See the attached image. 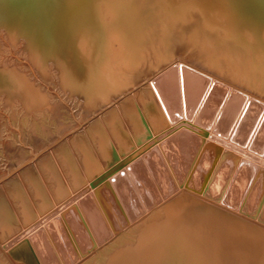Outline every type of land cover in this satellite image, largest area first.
I'll return each mask as SVG.
<instances>
[{
  "label": "bare ground",
  "instance_id": "obj_1",
  "mask_svg": "<svg viewBox=\"0 0 264 264\" xmlns=\"http://www.w3.org/2000/svg\"><path fill=\"white\" fill-rule=\"evenodd\" d=\"M18 1L20 2L18 7L10 8L17 5ZM166 1L160 3L152 0H112L109 7L102 8L103 5L99 0H3L9 6V10L6 12L9 22L18 24L28 38L38 41L42 45L45 55H57L65 84L71 86L74 91H82L88 95L89 102L87 101L88 103L86 102L87 104L82 109L87 111L85 114L81 112V117L85 115V120L91 121L103 110H108L103 117L93 120L89 131L86 128L83 129V133L79 132L77 135L75 132L78 129L74 128H76L75 125L81 123V120L80 117L74 115L73 106L69 107V112H67L71 120L65 123L62 117L63 111L57 107L58 105L54 106L49 101V95L42 92L43 89L35 87L32 81L25 79L24 74L22 76L17 72L9 71L0 83L2 90L8 92L9 95L20 90L27 97H24L27 102L30 101V105L35 106V109L53 105L57 115H60L58 116L59 131L54 129L55 133L52 130L53 133L48 134L49 138H52L48 147L44 144V139L40 138L39 133L40 137H37L35 133L33 142L38 150L30 151V159L26 154L28 148L22 146L28 150H17L16 154L21 160L25 155H28V157L26 156L28 160L21 161V167L17 171L22 169L21 175L26 178L24 180L28 179L35 185L39 179H33L39 174L35 170L34 164L31 167V163L45 153L38 161V164L41 165H37L41 166L40 168L44 172L48 167L53 169L56 165H53L51 153L48 154L47 150L46 152L43 150L45 147L50 148L51 142H56L57 149H52V154L55 153L52 157H56L57 154L63 164L69 165H65L66 172L71 171L72 174V168H74L77 177H79L80 174H77L81 169V174L87 173V177L89 174H91L90 177L94 174L93 180L91 179L92 181L90 180L84 189L91 190V187H94V203L98 209L103 210L101 214H108L109 217V214L112 213L116 221H132L133 217L139 216L143 212V208L146 209L150 202L158 201L160 194L164 192L166 181L164 178L161 181L159 177L171 176V172L174 180L168 177V182L179 184V180L188 170L191 159L196 154L198 157L205 146L207 149L204 151L205 153L202 151L204 154L201 155L198 167L194 169V175L191 176H193L192 184L200 181L199 190L203 186L205 187L206 194H204L211 195L209 199L201 198L198 196L200 193L196 195L194 192L191 193L187 191L188 189L186 191L184 189V196H189L194 202H184L182 195L177 196L173 202L179 206L178 211L172 204L173 202L167 200V203H171L173 207L171 204H167L170 207L166 206V211H163L166 212L164 219L153 223H144L145 226L141 227L136 243H129L114 249L108 264H264V100L221 80V77H224L238 85L248 86L250 83L252 90L264 95V74L262 75L264 73V47L252 45L244 38L246 34H249L246 28L248 30L256 28L259 37L262 36L264 0H227L228 3H226V7L224 6L225 10L219 13L206 12L205 6L198 4L197 6L202 10L199 18H202V22L195 20L194 23H190V21L188 23L189 18L186 17L189 15L187 6L190 3L176 4L173 1L177 2L178 0ZM0 4L2 6L1 1ZM28 7L31 9L28 10ZM162 8H166V16L161 22L159 21V24L154 22L149 25L147 19L157 17L156 12ZM103 14H106L107 18L109 16L110 19L105 20ZM194 14L196 15V13ZM181 24L187 27L193 24L192 30L194 28L196 32L200 31L205 34V39L203 37L201 43L205 40L202 45L208 48L204 47L208 54L200 55V48L196 49L197 52L193 49L190 53L194 51V56L200 55L195 58L200 67L203 66L221 77L207 75L198 70L199 68L189 65V62L188 64L178 60L179 56L172 62H169L170 59L162 60L166 55L164 50H168L166 47L172 34H176L175 28L178 26L180 28ZM150 34L153 36L151 37ZM247 52L252 55H246ZM147 57L149 58V68L147 64H144ZM42 58L43 60L47 59L46 56ZM107 60L110 61L109 64H107ZM208 61L211 63L210 65L206 64ZM104 63L107 66H103ZM173 63L175 64L171 66ZM139 67L147 68L144 72L146 77L139 75L141 73L138 70ZM165 67L169 68L165 69ZM248 67L250 72L247 70ZM161 70H163L161 75L150 82L148 81L147 87H139L141 81L155 76L154 74H158ZM254 72L257 73L256 75L259 74L257 76L259 79L254 80L253 74L252 77L250 76ZM240 73H243L245 77H250L239 76ZM138 87L140 89L136 93L128 96ZM58 99L64 104L60 97ZM120 99L124 100L119 103ZM115 103L118 104L113 107ZM63 106L65 107L67 104ZM144 117L148 123L150 122L154 126L169 129L166 130L167 133H163H166L165 145L161 142L148 150V143H150L148 142L147 146L145 145L147 148L143 146L145 150L147 149L146 151L138 146V149H143L135 153L136 155L141 153L139 161L134 159L135 161L131 162L133 160L131 159L127 164L116 165V169L110 174L103 172L105 174L100 175L101 170H99L98 176L96 171L103 169L104 162L109 163L115 157L112 141H116L117 145L124 146L129 138L127 133L131 132L130 127L133 126L136 132L144 129ZM186 117L188 119L195 117V119L189 121L185 119ZM181 118L184 120L182 121ZM175 121L176 124H174ZM208 127L213 129L209 130ZM72 129L73 131H71ZM47 130L50 131V129ZM70 132L74 137L70 138L69 136L68 141L66 140L67 142L62 144L63 137L61 136L65 134L64 136L67 138ZM157 138L162 137H155V139ZM25 140L27 139L25 138ZM27 141L26 143H29ZM18 143L21 142L18 140ZM74 144L79 145V148ZM76 147L80 152V158L75 152ZM9 149L13 150L11 147ZM133 154L131 155L134 157ZM127 155L129 156V154ZM34 156L33 161L30 162L29 160ZM197 157L194 158L192 167L195 166ZM6 171L8 172V169ZM188 173L189 176L191 171ZM40 174L42 175V173ZM48 178L50 180L51 177L48 176ZM71 179L70 181H73ZM41 182L43 184V181ZM53 182L52 189L61 187L58 184L56 186ZM82 182L84 183V181ZM183 184H185L184 181ZM24 186L22 185V187ZM22 187L18 186L17 180H14L13 177L7 182V188H10L12 192H16ZM43 187L46 190L45 183ZM36 189L40 188L37 186ZM14 192L12 194H15ZM225 193L227 195H224ZM223 196L226 197L223 198ZM0 198H3L2 195ZM61 198L63 199V197ZM16 203L18 206L19 203ZM4 210L6 209L4 208L3 212ZM249 211L250 214L247 213ZM1 215L3 213H0V220H4L5 215L3 218ZM86 216L87 214L84 217ZM255 217L259 219H254ZM75 221V218L72 216L71 219L70 216V223L63 222L65 225L64 238L71 246L77 248L78 230ZM141 222L140 225H144ZM49 239L51 238L49 237ZM35 240L36 245L31 243L32 249L30 248L33 257L30 252L27 260L30 264H44L53 255L55 240L48 242L42 233L35 237ZM88 249L90 250V248Z\"/></svg>",
  "mask_w": 264,
  "mask_h": 264
},
{
  "label": "rangeland",
  "instance_id": "obj_2",
  "mask_svg": "<svg viewBox=\"0 0 264 264\" xmlns=\"http://www.w3.org/2000/svg\"><path fill=\"white\" fill-rule=\"evenodd\" d=\"M0 1L2 2V6L0 4V6H1L0 8H2V9L4 8L3 11H2V9H0V83H1V81L4 80V77L8 74L9 71L17 72L18 74H22V76L24 74L25 79L32 81V83L35 84V87L39 88L40 90L43 89L42 92H46L45 94L49 95V101L54 106L58 105L57 107L60 108L64 113L62 117L64 118L63 120H65V123H68L71 120V118L67 112H69V110H68L69 107L71 108L73 106L72 109H73L74 115L75 116L77 115L78 117H80L79 119L81 120V123L79 125L77 124V126H76L74 124L76 127L74 129H76V130L78 129L77 130L78 132L75 130L76 131L75 134H77V133L79 134V132L83 133L84 132L83 129H86V128H87V131H89V126H91L93 120L94 119L96 120L97 117L98 118H100L101 116L103 117L104 114H106L108 110H103V112H101L98 116L93 118V120H91V121L85 120V117H84L85 115L83 117H81V115H80L81 112H82V114H85L87 111L86 109H84V111L82 109L89 102L88 95L83 93L82 91H77V90L74 91L73 88H71V86H67L65 84V82L62 78V71H61L60 64L58 62L57 55H55V54H52L49 56L45 55L42 51L43 50L42 45L38 41L28 38L26 33L22 32V29L20 28V26H18V24L9 22L8 13L6 14V12L9 10V8H8L9 6L6 5V3H4L3 0H0ZM111 1L110 0H99L100 4L103 5L102 8L103 7L105 8L106 6L109 7L111 4ZM131 1H133V0H131ZM152 1L153 2L159 1L160 3H164V0H152ZM165 2H167V1L165 0ZM168 2H170V1L168 0ZM182 2L183 3H190V5L187 6V8L189 9V13H187V14H189L190 17H193V18H190L189 15H186V17L189 18L188 23H189V21H190V23L191 22L194 23L195 20L196 21L200 20V22H202L201 21L202 18L199 19L201 17L202 10H200L199 6H197L198 4L204 5L206 12L212 11V12L219 13V12H222L223 10H225V7L227 5L226 3H228L227 0H178L177 2L173 1V3H176V4L182 3ZM19 4H20V2L18 1L17 5H15V6L10 5L11 6L10 8L18 7ZM21 4H22V2H21ZM222 4H223V6H222ZM195 5L197 6V8ZM21 6H24V5H21ZM29 9H31V8L28 7V10ZM168 9H170V8L168 7ZM197 9L199 10V12ZM166 13H167L166 8L159 9L156 12L157 17L148 18L147 22L149 23V25H150V23H154V22L159 24L162 21V19L166 16ZM194 13H196V15ZM105 16H107V15L103 14V17L105 20L110 19L109 16H108V18ZM195 16H196V19H195ZM191 20H193V21H191ZM185 26L186 25L181 24L180 28H179V26L177 28H175L176 34H172V38L169 41L168 46L166 47V49H168V50H164V53L166 55L164 56V59H162V60L170 59L169 62H172V60L178 59L180 57L178 60H182L185 63L189 62L190 63V64L188 63L189 65L195 66V68H197V69L199 68L198 70L203 71L207 75H212V76L216 75L218 77H221L220 75L216 74L215 72L209 71V69L204 68L203 66L200 67V65H198L196 63L197 59H195V58H197L201 54L203 56L208 54L207 50H206L208 48H206V46H203L205 43V40L203 41V43H201L205 34L204 33L202 34V32H200V31L196 32L195 31L196 29H194V28L192 30L191 27L194 26L193 24L191 26H188V27L187 26L185 27ZM246 30L249 34L248 35L246 34V36L244 38L248 43H250L252 45H260V48L264 47V38H262L264 36V34H263L264 30L262 31L263 33H262L261 37H259L258 32H256L257 31L256 28H254V30H251V29L248 30V28H246ZM150 36L152 37L153 34H150ZM252 37H253V39H252ZM204 39H205V37H204ZM155 40H156V38H155ZM261 45H263V46H261ZM185 47L190 51H188ZM204 47L206 49H204ZM199 48H200V55L194 56L195 55L194 51H196V49L199 50ZM193 49H194V51H192V53H190L191 50H193ZM245 54L249 55L251 53L247 52ZM44 56L47 57V59H45L46 61L43 60V58H42ZM193 58H194V60H192ZM189 59H191V60H189ZM109 60H107V64L110 63ZM146 60L147 61L146 62L144 61L145 62L144 64H147V67L149 68V66H148L149 58L147 57ZM156 64H157V62L155 63V65ZM174 64L175 63H173L171 66H173ZM195 64H197V65H195ZM206 64L210 65L211 63L208 61ZM105 65L106 64L104 63L103 66H105ZM145 67H139L138 68V70L141 71V73L139 74V75H141V77H146L144 72H146L147 68H145ZM169 67H165V69H168ZM15 68H17V69H15ZM244 69H246V68H244ZM249 69L250 68L248 67L247 68L248 72H250ZM19 70L20 71L22 70V71L20 72ZM162 72H163V70H161L159 73L156 72L158 74H154L155 76L151 77L152 79L146 78L144 81H141L139 87L140 88L147 87L149 85V82L151 80H153L154 78L158 77L159 75H161ZM209 72H210V74H209ZM142 74H144L145 76ZM252 74H253V77H252ZM256 74L257 73L254 72V73H251L250 76L254 80H257V79H259V77H257L259 74L258 75H256ZM263 74L264 73H262V75ZM240 75L243 76V73L242 74L240 73L239 76ZM254 75H255V77H254ZM250 76H247V77L249 78ZM243 77H245V75ZM247 77H245V78H247ZM205 78L208 79L207 76H205ZM221 78H222L221 80H223L222 82H225L231 86H234L235 88H238L241 91L248 92L251 94H255V96H257L258 99L264 100V95L259 94L256 91L252 90V88H250L251 87L250 83L248 84V86L247 85H240V84L238 85V84H236V82H233L227 78H224V77H221ZM8 80H11V79L8 78ZM48 81H50V82H48ZM247 81H249V80H247ZM51 82H52V84H51ZM225 83H223V84H225ZM257 83H258V81H257ZM141 85H142V87H141ZM251 85H252V87H254L253 84H251ZM139 87L137 88V90L135 89L136 91L134 90L133 93L130 92L131 94H129L128 96L136 93L140 89ZM0 89L2 90V88H0ZM1 90H0V92H1L0 93V170H1L0 174L1 173L2 174L0 175V177H3L4 175H7L9 173V171L12 172L15 169H17V167L21 165L20 164L21 161H23L24 159L28 160V158L30 159L31 158V155H30L31 150H35V149L38 150V147L33 142V140L35 139L33 137L35 135V133H36L37 137L41 136L40 138L44 139V144H46L47 147L49 146V141H52V138L51 139L49 138V135L51 133H53L52 130L55 129V130L59 131L60 125L58 123L59 122L58 116H60V115H57V111L53 107L52 104H51L52 106L45 105L47 108L45 106H43L45 108L41 107V108L35 109V106L32 107L33 105H30V101L27 102V99H26L27 97L24 96L25 94H23L22 91H20V90H16L15 92H13L12 95L10 94L11 96L8 94V92H6L4 90L1 91ZM24 97H26V98H24ZM58 97L61 98L60 100H62L64 102V104L59 101ZM70 99H72V100H70ZM123 100L124 99H120L119 103H121ZM60 104H62V105H60ZM66 104H67V106L64 107L63 105H66ZM117 104L118 103H115L113 105V107L117 106ZM49 107H50V109H48ZM65 114H67V115H65ZM38 115H39V117H38ZM67 119H68V121H67ZM185 119H188V118L186 117ZM194 119H195V117H194ZM194 119L190 118L188 120L193 121ZM143 120H144V122H143L144 123V125H143L144 129L142 128L143 130H141L140 132L139 131L136 132L135 129L133 128V126L130 127L131 132L127 133L129 138H128L126 144H124V146L122 144L121 145L119 144L120 145L119 146V145H117L118 143L116 141H112V147H113V150L115 153V157L113 159H111L109 161V163L104 162L103 169L105 171L102 168L98 169L96 171V172H98V173H96L98 176H99L100 172H101L100 175H102L103 172H107L108 174L112 173V171H114V169H116V165L122 166L124 164L129 163L131 161V159H133L131 162H134L135 160L139 161L141 153H137L139 156L135 154L137 151L139 152V150L141 151L144 149V151H146L147 149L148 150L152 149L151 148L152 146L156 147L157 144H159L161 142H162L161 144L165 145V143L167 141L165 136H166V133L169 129L167 130V128L162 129L163 127H161V126H160V128H159V126H154L150 122L148 123V120L146 118ZM181 120L183 121L184 119L181 118ZM181 120H179V121H181ZM174 124H176V121L174 122ZM210 128L211 127H208L209 130H210ZM47 129H50V131H48ZM211 129H213V128H211ZM55 130H54V133L56 132ZM71 131H73V129ZM164 132H166V133L163 134ZM38 133L40 136L38 135ZM72 133H73L72 135H74V132H72ZM31 135L33 138L31 137ZM64 135L61 136V137H63L61 139L62 144L64 142L68 141L69 136H70V138L74 137V136H71V132H70V134L67 135V138ZM157 136L162 137V138L155 139V137H157ZM25 138L27 140L29 139V141L25 140ZM154 139H155V142H154ZM18 140L23 145L21 143H18ZM150 140H152V141H150ZM26 141L29 143H26ZM157 141H158V143H157ZM11 142H12V144H11ZM128 142H129V144H128ZM148 142H150V143H148ZM130 143H131V145H130ZM147 143L149 145L148 148L146 147ZM50 145L53 148L51 146H50V148L45 147L43 151L46 152V150H47L48 154L51 153L50 154L51 159L53 158L52 160L54 161L53 165L54 166L56 165V166L53 167V169H51V167H48L46 170L47 173H46V171L44 172V170L42 168H40L41 166L38 167V165H41V164H38L39 163L38 161L45 153L41 154L39 156V159L37 158L35 161H33V163H31V167H33L35 165V170L38 171L37 173L39 174V176L37 175L35 177V179H33V180L39 179V180H37V183H35V185H34V183L29 181L28 179L24 180L26 178L22 177V175H21V173L23 171L22 169L19 171H15L13 173V175H11L10 177H8L6 179L7 181L5 180L2 183H0L1 184L0 189H2V190H0V192L3 191L2 193H0V197H1V195L3 197V198H0V202H1L0 204H2L0 206V208H2V209H0L1 210L0 213H3V215H1L2 218L5 215L4 220L3 219L0 220V223H2V224H0V231H1L0 232V264H30V262H28L27 259H28V255H30V252L32 249L31 243L36 245L35 237H37L39 234L41 235V233L45 236V238H47L48 242H50L52 240L56 241V245H55V241L53 244V246H54L53 247V255H51L49 253L51 255V257H50V255H48L50 258L47 259V261H45L46 264H49V263L50 264H61V263L62 264H89V263L90 264H108L109 259L111 257V254L113 255V252L117 249V247L120 248V247L128 245L129 243L130 244L136 243L138 236L140 234V231L142 229L141 227L145 226L144 223L148 224L151 222L153 223L154 221L156 222V221H159L161 219H164V217H165L164 215L166 214V212H163V211H166V209H167L166 206L170 205L173 201H175L177 196L182 195L184 198V202H187V203H191V201L194 202L189 196L186 195L188 198L186 196H184V194H185L184 192L186 191V189H188L187 191H190L191 193L194 192V194H196V195L200 193L201 195L199 194L198 196H201V198L209 199V197L211 196V195L210 196L205 195L206 189L204 186L202 187L201 190L198 189L199 188L198 186H200V181H197L196 184H192L193 176H191V175H194V172H195L194 169H196V167H198L197 165L199 164V161L201 160V155L203 156V154L205 153L204 151L207 149L204 146V148H203L204 150H202L204 153L201 151V153L199 154L198 157L196 154L195 157H193V159L190 158L191 162L189 163L188 170L186 171L187 175L185 173L186 176L184 175L183 177H181V179L179 180L180 185L168 182L169 178L174 180L173 179L174 177L172 176L171 172H170L171 176H163V177L160 176L159 179L162 181V178H164L166 182L164 185V187H165L164 192H163L164 194L163 193L160 194L161 196H159L158 201L150 202L149 206L146 209L143 208V212L141 214H139V216L133 217L132 221L126 220L127 223H126V221H123V220L116 221V220H114V216L112 213L109 214V217H108V214L107 215L101 214V212L103 210L98 209V207L94 203V196H93L95 194V192L93 191L94 187H91V190L84 189L87 187L88 182L91 179L93 180L94 174L92 175V177H90L91 174H89V177H87L88 174L84 172V169H83V172L85 173V175L81 174L82 173V169H81L80 172H78V174H77V175H79V174L80 175H79V177H77L75 174L76 170L74 168H72V170H73L72 174H71V171L66 172L65 171V165H67V164L66 163L63 164L61 159H59L60 157L59 158L57 157V154H56V157H54V156L52 157V155L55 154L54 152L52 154V149L53 150L57 149L56 148V146H57L56 142H51ZM59 145H61V144H59ZM74 145H76V144H74ZM22 146L25 148H28L29 150L24 149ZM138 146H140L142 148L144 146L147 149L146 150H145V148H143V149L139 148L138 149ZM10 147L13 150H10L9 149ZM32 147H34V148H32ZM77 147L75 148V152H76V154H78L77 155L78 158H80V152L77 151V149L79 147L78 148ZM125 147H126V149H125ZM18 149L25 150V151L28 150L29 152L27 151L26 154H28L29 157H28V155H25V157H23L24 159L21 160V158L17 156L18 154H16V153H18L17 152ZM176 149H179V147H176ZM132 150H134V151H132ZM130 152H131V154L134 153L133 154L134 157L130 154ZM127 154H129V156ZM126 155H127V157H125ZM196 157L198 159L195 162V166L192 167L191 165H193V163L195 161L194 158L196 159ZM123 158H125V159H123ZM126 160H127V162H126ZM73 161H76V160H73ZM56 162H58L60 164V166ZM118 162H119V164H118ZM124 162H126V163H124ZM32 164H34V165L32 166ZM15 165H17V166H15ZM108 165L111 167H109ZM29 166H30V164H29ZM67 166H69V165H67ZM114 166H115V168H114ZM10 167H12V168H10ZM7 169H8V172L6 171ZM49 169H50V171H49ZM51 170H53V171H51ZM99 170H101V171L99 172ZM2 171L4 172V174ZM55 171H57V172L55 173ZM189 171H191V173L188 176ZM39 172L42 173L43 176ZM48 172H49V174H48ZM51 172H53V173H51ZM44 173H45V175H44ZM15 174H17V175H15ZM103 174H105V173H103ZM48 176L51 177L50 180H49ZM59 176L62 178H60ZM12 177L14 180H17L19 187H22V185L24 186V184L27 181V183L25 184V186L28 185V186H26V189H25L26 192L23 191V189L25 188V186H24L21 189L18 188L20 190H17L16 192L13 191L15 194H12L13 192L11 191V189L7 188V182L10 181L12 179ZM41 178H43V179H41ZM78 178H79V180H78ZM185 178H186V180H184ZM70 179L73 181H70ZM48 180H49V182H48ZM19 181H20V183H19ZM38 181H40L39 184H38ZM41 181H43V184ZM53 181L55 182V185L58 184V186H61L58 189H57V187H55L58 191L55 188L52 189V186H53L52 182ZM82 181H84V183ZM183 181L185 184H183ZM189 181H190V183H189ZM44 183L46 186V190H45V187H43ZM19 184H21V185H19ZM30 184H31V186H30ZM191 184L194 186L192 187ZM37 186L40 189H36ZM77 186H79V187H77ZM34 187L36 190H38L40 192L36 191L34 189ZM60 188H62V189H60ZM172 188H174V189H172ZM59 189L61 190V192ZM184 189H185V191H184ZM4 190H6V191H4ZM178 190H180V191H178ZM10 192H12V193H10ZM46 192H48V193H46ZM37 193L42 194L43 196L42 195L39 196ZM172 193H174V194H172ZM30 194H31V196H30ZM44 194H45V196H44ZM53 195H54V197H53ZM224 195H227V193H225ZM28 196H30V197H28ZM57 196H59V197H57ZM169 196H171L173 198H171ZM61 197H63V199ZM225 197L223 196V198H225ZM43 198H45V199H43ZM60 198H61V200H60ZM170 199L171 200L173 199V200L171 201ZM17 200H19V201H17ZM167 200L171 203H167ZM15 201L19 203L18 206H17V203ZM220 202L222 204H225V203H223V201H220ZM172 204L174 205L175 209L179 211V209H180L179 206L175 205L174 202ZM172 204H171V206H172ZM19 205H21V206H19ZM46 205H48V206H46ZM228 206L230 207V205H228ZM168 207H170V206H168ZM4 208L6 210H4V212H3ZM160 209H162V210H160ZM85 212L87 214V216H86L87 218L84 217L86 215ZM247 213L250 214V211ZM16 215H17V217H16ZM27 215H28V217H27ZM158 215L160 216V218ZM70 216H71V219L73 216L76 220L75 221L76 225L75 224L74 225L77 226V230H78V232H77L78 234L76 235L77 236V248L75 246H71L64 238V227H65L64 223L65 224L70 223ZM82 217L84 218L85 221L83 220ZM137 217H138V219H137ZM258 217H259V215H258ZM5 218H7L8 220ZM144 219L145 220L147 219V220L145 221ZM254 219L258 220L259 218L255 217ZM141 220H142V222H141ZM97 222H99V223H97ZM140 222L144 225H140ZM49 231H50V233H49ZM90 232L93 234H91ZM105 235H107V236H105ZM49 237L51 239H49ZM85 241H86V243H85ZM52 243H50V245ZM106 246H108V247H106ZM81 248H83V249H81ZM88 248H90V250ZM76 249H78V250H76ZM54 252L57 254V256ZM71 255H72V258H71ZM101 255H103V256L105 255V256L103 257ZM31 256L33 257L32 252H31ZM51 259L54 261H52ZM104 261H105V263H104Z\"/></svg>",
  "mask_w": 264,
  "mask_h": 264
},
{
  "label": "water",
  "instance_id": "obj_3",
  "mask_svg": "<svg viewBox=\"0 0 264 264\" xmlns=\"http://www.w3.org/2000/svg\"><path fill=\"white\" fill-rule=\"evenodd\" d=\"M36 156H37V155H36ZM34 158H35V156H34L31 160H29V161H30V162L33 161ZM19 167H21V166H18V168L15 169L14 171L9 172L7 175L1 177V178H0V183H2L3 181H5V180H6L11 174H13L15 171H17V170L19 169Z\"/></svg>",
  "mask_w": 264,
  "mask_h": 264
}]
</instances>
